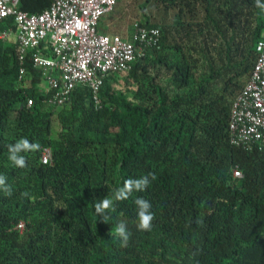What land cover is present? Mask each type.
Wrapping results in <instances>:
<instances>
[{"label": "trees", "instance_id": "trees-1", "mask_svg": "<svg viewBox=\"0 0 264 264\" xmlns=\"http://www.w3.org/2000/svg\"><path fill=\"white\" fill-rule=\"evenodd\" d=\"M50 2L20 8L37 14ZM137 27L158 30L157 44L104 79L100 108L81 85L50 104L40 72L25 60L19 79L18 46L0 40V175L12 189L0 190V264H264V149L231 145L228 130L264 11L254 0H117L96 31L138 47ZM21 138L41 145L23 153L25 168L8 159ZM148 174L108 223L96 220V202ZM137 197L152 205L151 231L137 228Z\"/></svg>", "mask_w": 264, "mask_h": 264}, {"label": "built area", "instance_id": "built-area-1", "mask_svg": "<svg viewBox=\"0 0 264 264\" xmlns=\"http://www.w3.org/2000/svg\"><path fill=\"white\" fill-rule=\"evenodd\" d=\"M116 2L51 0L41 13L30 14L21 10L20 0H0V23L10 20L15 30L19 79L25 60H29L41 74L45 93H51L50 104L68 102L81 85L90 90L92 103L100 108L104 79L109 74L128 72L135 59L143 55L142 48L155 46L159 38L158 30L137 27L132 35L137 47L118 35L97 33L99 19L111 13ZM10 33L11 29L1 31L0 39ZM255 50L257 60L247 84L233 101L228 123L230 144L244 150L264 149V36ZM40 162L51 163L50 149L42 150ZM233 176L240 178L241 174L234 170Z\"/></svg>", "mask_w": 264, "mask_h": 264}, {"label": "clouds", "instance_id": "clouds-1", "mask_svg": "<svg viewBox=\"0 0 264 264\" xmlns=\"http://www.w3.org/2000/svg\"><path fill=\"white\" fill-rule=\"evenodd\" d=\"M255 7L264 11V2L262 0H254ZM41 149L39 143L30 142L27 138H21L16 143L10 144L8 147V159L18 168H25L27 166L26 157L23 153L35 152ZM155 176L152 174L143 175L139 178H128L123 181L121 187L114 189L111 197L105 196L94 204V212L97 217L101 218V222L108 223L111 219L109 210H115V202L124 201L134 192L144 191L151 180H154ZM7 177L0 175V190H2L8 196H11L12 189L6 183ZM26 195V194H25ZM137 206V228L141 231H151L152 221L154 220V213L152 212L151 203L142 198L137 197L134 201ZM115 234L121 241V246L126 247L128 245L131 233L128 231L125 222H120L115 228Z\"/></svg>", "mask_w": 264, "mask_h": 264}, {"label": "crops", "instance_id": "crops-1", "mask_svg": "<svg viewBox=\"0 0 264 264\" xmlns=\"http://www.w3.org/2000/svg\"><path fill=\"white\" fill-rule=\"evenodd\" d=\"M4 23H5V22H3V24H4ZM9 29H11V33H10V35H9L6 39H0V40L10 41V38H13V40H11V42H15V43H16V39H15V30H14L13 27H10L9 23L6 24V26L3 28L2 31H4V30H9Z\"/></svg>", "mask_w": 264, "mask_h": 264}, {"label": "rangeland", "instance_id": "rangeland-1", "mask_svg": "<svg viewBox=\"0 0 264 264\" xmlns=\"http://www.w3.org/2000/svg\"><path fill=\"white\" fill-rule=\"evenodd\" d=\"M13 40V38H10V41ZM43 84V83H42Z\"/></svg>", "mask_w": 264, "mask_h": 264}]
</instances>
